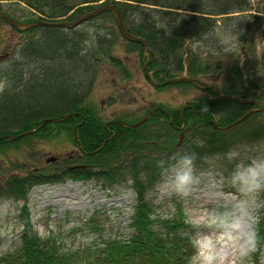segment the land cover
<instances>
[{
  "label": "trees",
  "instance_id": "trees-1",
  "mask_svg": "<svg viewBox=\"0 0 264 264\" xmlns=\"http://www.w3.org/2000/svg\"><path fill=\"white\" fill-rule=\"evenodd\" d=\"M11 1L22 3L30 14L22 19L12 16L21 21L73 20L98 3L113 2L127 32L145 39L152 51L151 64L165 67L168 76L207 74L225 94L264 100V58L253 50L256 41L251 35L252 27L263 23L264 4L254 8L250 0ZM217 27L238 37L234 47L225 50L220 45L219 38L211 32ZM88 28L96 29L94 42ZM20 33L24 36L12 43V50L0 60V81L5 84L0 93V149L9 145L28 151L32 137L57 132L73 141V125L82 117L76 125V140L87 152L22 172L0 173V198L21 200L19 209L23 211L27 192L34 184L64 178L96 180L101 187L114 190V195L129 189L133 198L127 216L128 232L88 244L62 247L51 235L41 236L33 230L24 215L17 242L0 251V264H189L191 241L198 229L179 209L170 214L156 211L149 192L163 179L158 162L176 153L194 154V170L217 168L225 175L236 164L262 157L264 110L251 111L237 123L229 124L252 104L220 98L206 88L203 94L189 99L190 107L182 111L185 125L181 129L174 126L180 122L177 108L167 110L171 122L166 114L154 110L131 127L109 123L110 131L85 96L97 65L108 59L123 77L127 76L126 69L110 53L113 43L121 37L113 13L105 10L75 27L38 24ZM124 40L127 49L142 53L140 43ZM242 45L248 52L240 56ZM209 109L216 114L217 126L229 125H213ZM68 112L76 114L63 117ZM52 116L59 119L46 120L30 133L7 137ZM140 116L123 120L132 122ZM233 152L238 156H229ZM257 200L260 207L253 228L257 246L248 264H264L260 260L264 192ZM83 219L91 220L90 216ZM89 228L98 230L96 225Z\"/></svg>",
  "mask_w": 264,
  "mask_h": 264
},
{
  "label": "rangeland",
  "instance_id": "rangeland-1",
  "mask_svg": "<svg viewBox=\"0 0 264 264\" xmlns=\"http://www.w3.org/2000/svg\"><path fill=\"white\" fill-rule=\"evenodd\" d=\"M250 1L254 8L264 4V0ZM0 9L17 19L30 15L22 3L11 0H0ZM97 20L99 22V18ZM262 21V25L260 23L252 27L251 35L256 41L252 46L253 50L264 58V20ZM223 28L217 27L211 32H214L217 38L229 34V31ZM19 32L0 19V60L7 56L6 52L12 50V43L24 36ZM127 48L125 40L118 36L110 49V53L120 61L122 68L126 69L127 76L123 77L118 72L119 68L114 67L108 59L106 63L97 65L86 93L85 101L95 105L102 121L114 117L130 119L142 116L151 105L156 104L167 110L177 109L193 96L203 94L204 89L191 83L152 85L140 69L138 51ZM247 52L246 47L242 45L240 56L246 55ZM199 77L211 78L207 74H200ZM28 146V151L9 145L0 149V173L11 170L22 172L26 168L44 166L56 158L63 160L74 147L73 141L63 132L47 137H32ZM52 156L54 159H51ZM232 168L225 175L217 168L194 170L198 182L187 196L166 191L162 187L161 179L154 190L149 192L156 211L170 214L179 209L184 217L194 224L205 212L232 208L239 198V193L228 183V177L234 169ZM113 192L112 189L107 190L98 185L96 180L64 178L34 184L27 192L26 208L23 211L19 209L21 200L0 198V251L15 245L24 215L28 216L29 225L33 230L41 236L51 235L62 247L88 244L107 236L125 235L128 232L127 216L133 194L129 189L117 195ZM257 198L256 204H259ZM88 216L91 218L89 222L83 219ZM255 222L256 219L252 224L253 228ZM89 225H96L98 230H92ZM197 229L198 232L207 231L202 227ZM249 256L243 258L242 264H248ZM260 260L264 262V245L260 250Z\"/></svg>",
  "mask_w": 264,
  "mask_h": 264
},
{
  "label": "clouds",
  "instance_id": "clouds-1",
  "mask_svg": "<svg viewBox=\"0 0 264 264\" xmlns=\"http://www.w3.org/2000/svg\"><path fill=\"white\" fill-rule=\"evenodd\" d=\"M87 32L94 42L96 29L88 28ZM237 40L233 34L219 37V43L225 50L234 47ZM4 89L5 84L0 82V93ZM231 156L235 158L238 153L233 152ZM194 161V154L180 153L159 161L162 187L170 193L187 196L198 182ZM228 183L239 193V198L230 209L205 212L197 218L194 227L207 231L197 232L191 241L193 254L189 264H242L243 258L256 249L257 233L252 224L256 219V209L260 207L256 198L264 192V156L237 164L228 177Z\"/></svg>",
  "mask_w": 264,
  "mask_h": 264
},
{
  "label": "water",
  "instance_id": "water-1",
  "mask_svg": "<svg viewBox=\"0 0 264 264\" xmlns=\"http://www.w3.org/2000/svg\"><path fill=\"white\" fill-rule=\"evenodd\" d=\"M105 10H109L113 13L114 23H115L116 27L118 28V30H119V32L123 38H125L126 40H129V41H136V42L141 44V46H142V64H141L142 65V67H141L142 73H143V76L152 85L157 86V85H164V84H169V83L186 82V83L194 84L195 86H197L200 89L210 88L220 98L231 99V100L237 101L239 103L252 104V106L249 107L248 109H246L243 112V114H241L240 116L235 118L229 124L237 123L238 121L243 119V117H245L251 111L264 110V100L263 99H258L256 97H252V96H240L237 94H225V93L220 91L218 86L211 79H202L199 76L185 74V73H176V74L167 76L166 71L164 69H163L164 71H163L162 79H157L154 76H152V72L154 70H156L158 68L162 69V67L161 66H156V67H148L147 66L150 58L152 57L151 49L148 47V44L144 38H142L141 36L133 35V34H130L129 32H127V30L125 29V27L123 25L120 11H119L117 5L113 2L98 3L96 6H94L93 8H91L85 12H83L82 14H80L78 17H76L73 20H68V19H59V20L33 19V20L21 21V20H17L15 18H13L11 15H9V14L1 11V10H0V18L4 19L8 24L13 26L17 31H22V30H25V29L30 28L32 26L38 25V24L71 27V26L76 25V24L84 21L85 19L92 17V16H95V15H97L100 12L105 11ZM155 109H158V110L164 112L165 114H167L170 117V114L166 109L160 107L159 105H155L151 109H149V111L146 114H144L143 116L134 120L133 122L128 123V122H125V121L120 120V119H115L113 121L131 127V126H134V125L140 123L141 121L145 120L147 118L148 114ZM209 110L211 111L213 118H214L212 120V124L217 126L216 125V114L211 109H209ZM194 111H197V110L194 109ZM72 113H75V112H68L66 114H63V117H65L69 114H72ZM57 119H59V117H57V116H52L49 118H43L40 120V122L37 125L30 127V128H27L25 130H22V131L18 132L17 134H7V137L12 138L15 136L30 133V132L38 129V127L40 125H42L46 120L55 121ZM180 119H181V124H182L183 120H182L181 116H180ZM169 122H171V118L169 119ZM229 124L224 125V126H217V127L218 128H224V127L228 126ZM72 138H73V140L76 138L75 125L73 126ZM92 151H94V150H92ZM51 159H54V156H52ZM74 166H76V165H74Z\"/></svg>",
  "mask_w": 264,
  "mask_h": 264
},
{
  "label": "flooded vegetation",
  "instance_id": "flooded-vegetation-1",
  "mask_svg": "<svg viewBox=\"0 0 264 264\" xmlns=\"http://www.w3.org/2000/svg\"><path fill=\"white\" fill-rule=\"evenodd\" d=\"M90 18V17H89ZM88 19V18H87ZM86 20V19H85ZM84 20V21H85ZM81 23V22H80ZM80 23H78V24H76V25H73L74 27L75 26H77V25H79ZM73 26H71V27H73ZM8 52H6V54H7ZM5 54V55H6ZM4 55V56H5ZM151 61H152V57L150 58V60H149V62H148V64H147V66L148 67H156V66H161V65H153V64H151ZM139 64H140V69H141V67H142V53L140 54V57H139ZM165 71H166V69H165V67H162ZM163 69H161V68H158V69H156V70H154L153 72H152V76H154L155 78H157V79H162V77H163ZM141 71H142V69H141ZM166 75H167V71H166ZM168 76V75H167ZM147 80V79H146ZM157 86H161V85H157ZM189 100H187L184 104H182L180 107H179V109H178V116H179V118H180V116L182 115V111L185 109V108H187V107H190V102H188ZM156 105H159V104H156ZM153 106H155V105H153ZM152 105L150 106V108H148L146 111H145V113L144 114H146L148 111H149V109H151L152 107H153ZM160 106V105H159ZM161 107V106H160ZM163 108V107H162ZM165 109V108H164ZM155 110H158V109H155ZM167 110V109H166ZM154 111V110H153ZM153 111H151L150 113H152ZM160 111V110H159ZM162 112V111H161ZM149 113V114H150ZM164 113V112H163ZM73 114H75V113H73ZM143 114V115H144ZM148 114V115H149ZM165 114V113H164ZM142 115V116H143ZM167 115V114H166ZM168 116V115H167ZM148 117V116H147ZM169 117V116H168ZM182 117V116H181ZM115 119H120V120H123V119H121V118H117V117H114V118H111V119H108L107 121H105L104 122V126L105 127H107V129L108 130H110V131H112V129H111V127L110 126H108V124L109 123H118V122H115V121H113V120H115ZM169 119H170V117H169ZM169 119H168V121H169ZM172 119V118H171ZM183 120V119H182ZM82 121V117H81V120L79 121V122H77L76 124H74L75 125V128H76V125L77 124H79L80 122ZM124 121V120H123ZM126 122V121H125ZM129 122H131V121H128V123ZM121 124V123H120ZM73 125V126H74ZM185 125V122H184V120H183V123L181 124V119H180V122H179V124H177V125H174L175 127H177V128H179V129H181L183 126ZM109 135H111V134H109ZM103 141H104V139H103ZM102 141V142H103ZM73 145H74V147L72 148V150H70V152L69 153H67L66 154V156L65 157H63V159H70L71 158V156L73 155V154H77V155H81V154H84V153H86L87 151H85V150H83V148L81 147V145L78 143V141L76 140V138L73 140ZM59 160V158H56V160ZM73 164H75V163H73ZM76 164H83V163H76Z\"/></svg>",
  "mask_w": 264,
  "mask_h": 264
},
{
  "label": "bare ground",
  "instance_id": "bare-ground-1",
  "mask_svg": "<svg viewBox=\"0 0 264 264\" xmlns=\"http://www.w3.org/2000/svg\"><path fill=\"white\" fill-rule=\"evenodd\" d=\"M163 69V68H162ZM76 114V113H75ZM169 114H170V118H172V116H171V113L169 112ZM20 136V135H19ZM15 137H17V136H15ZM15 137H12V138H15ZM163 180V179H162Z\"/></svg>",
  "mask_w": 264,
  "mask_h": 264
}]
</instances>
